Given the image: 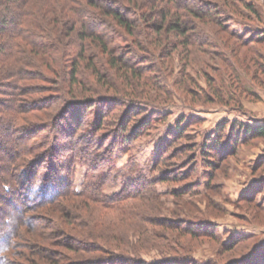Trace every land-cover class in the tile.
Instances as JSON below:
<instances>
[{
    "label": "trees",
    "instance_id": "1",
    "mask_svg": "<svg viewBox=\"0 0 264 264\" xmlns=\"http://www.w3.org/2000/svg\"><path fill=\"white\" fill-rule=\"evenodd\" d=\"M243 4L256 14L253 4ZM225 8L205 0H0V88L9 86L12 97L22 98L0 100V248L8 249L0 264H133L115 254L87 258L102 251L87 245L98 243L92 239L108 243L94 227L112 224L115 214L126 216L144 197L133 185L108 195L105 185L115 176L98 174L119 140L129 147L151 129L146 111L130 104L148 101L154 90L170 99L167 83L153 77L156 69L163 70L153 65L151 71L146 64L165 52L172 56L178 46L187 55L199 46L189 15L227 30L229 15L221 19ZM247 34L250 42L264 46V29ZM30 94L37 97L29 99ZM242 129L243 141L264 138L263 124ZM174 133L182 137V130ZM219 142L202 145L204 161L211 151L216 154ZM165 152L161 149L154 171L165 164ZM78 163L87 168L81 190L74 181ZM170 174L151 183L181 182L190 175ZM54 214L70 217L72 234L57 226ZM142 215L139 210L134 218ZM76 226L87 231L77 232ZM57 244L70 254H58ZM79 254L86 258L75 259ZM181 259L175 264H184Z\"/></svg>",
    "mask_w": 264,
    "mask_h": 264
},
{
    "label": "rangeland",
    "instance_id": "2",
    "mask_svg": "<svg viewBox=\"0 0 264 264\" xmlns=\"http://www.w3.org/2000/svg\"><path fill=\"white\" fill-rule=\"evenodd\" d=\"M205 1L227 7L221 18L226 21L229 15L227 30L189 15L199 46L189 55L178 46L172 56L165 52L146 64L151 71L153 65L163 70L160 74L156 69L157 74L150 76L167 83L170 99L166 102L154 90L148 101L130 104L146 111L143 118L151 129L129 147L119 140L98 174L115 176L105 185L106 194L133 185L144 190L143 201L133 202L127 211L130 215L115 214L112 224L100 222L101 227H94L108 243L99 239L87 243L102 248L97 257L89 259L115 254L133 264H175L177 258L184 264H264V138L242 140L244 125H264V71L260 69L264 70V58L258 63L264 57V46L250 42L251 34L245 38L248 31L264 29V0H228L233 8L223 0ZM245 2L254 5L256 14L246 11ZM0 90L6 93L0 100L22 99L12 97L9 86ZM175 129L182 130L181 138L175 136ZM215 139L220 141L217 152L211 151L204 161L202 145ZM165 148L161 156L165 164L154 171ZM75 169V185L81 190L87 168L78 163ZM181 171L190 173L184 181L151 183L164 172L173 177ZM75 205L84 210L92 207ZM139 210L143 213L140 220L134 218ZM60 216L54 214L55 223L72 234L70 217L61 220ZM99 216L96 212V221ZM170 223L173 229L165 227ZM189 228L193 234L187 233ZM81 230L76 226L77 232L87 231ZM230 243H237L232 250ZM47 245L54 249L53 244ZM55 246L58 254H70L64 244Z\"/></svg>",
    "mask_w": 264,
    "mask_h": 264
},
{
    "label": "clouds",
    "instance_id": "3",
    "mask_svg": "<svg viewBox=\"0 0 264 264\" xmlns=\"http://www.w3.org/2000/svg\"><path fill=\"white\" fill-rule=\"evenodd\" d=\"M8 252L7 248H0V256L5 255Z\"/></svg>",
    "mask_w": 264,
    "mask_h": 264
}]
</instances>
